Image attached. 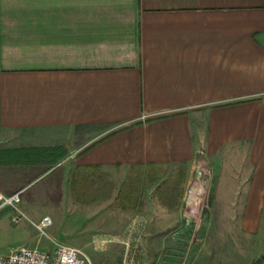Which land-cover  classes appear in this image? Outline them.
Returning a JSON list of instances; mask_svg holds the SVG:
<instances>
[{"label":"crops","instance_id":"obj_1","mask_svg":"<svg viewBox=\"0 0 264 264\" xmlns=\"http://www.w3.org/2000/svg\"><path fill=\"white\" fill-rule=\"evenodd\" d=\"M165 168L214 178L219 233L264 236V0H0V194L135 225L179 209L141 192Z\"/></svg>","mask_w":264,"mask_h":264},{"label":"rangeland","instance_id":"obj_2","mask_svg":"<svg viewBox=\"0 0 264 264\" xmlns=\"http://www.w3.org/2000/svg\"><path fill=\"white\" fill-rule=\"evenodd\" d=\"M175 171L176 169L170 168L161 169L163 177L154 179L155 183L141 178V192L143 186L149 184L173 185L172 187L179 184L181 192L184 191L189 179L183 182L180 172L173 177ZM200 171L208 177L209 203L214 178L204 168ZM195 174L194 170L192 177ZM113 206L114 204L107 210L88 212L91 218L85 217L83 210L68 209V204L63 210L48 211L52 223L46 229V235H39L27 220L16 225L0 224V256L19 246L51 250L57 242L80 249L89 257L91 264H123L124 260L131 261V264H264V236L219 233L223 227L211 222L208 204L194 240L190 238L192 226L181 220L180 205L171 216L162 218L148 215L147 208L142 206L135 225L130 218L121 213L119 215V211ZM29 219L34 223L40 220ZM174 230L180 231L176 240L169 236ZM129 233L133 235L134 241L128 243L135 252L131 250V253L129 249L127 259L124 256L126 244L121 240Z\"/></svg>","mask_w":264,"mask_h":264},{"label":"built area","instance_id":"obj_3","mask_svg":"<svg viewBox=\"0 0 264 264\" xmlns=\"http://www.w3.org/2000/svg\"><path fill=\"white\" fill-rule=\"evenodd\" d=\"M209 181L207 175L202 171H197L185 185L181 202L180 216L183 223L190 224V238H197V232L204 210L208 204ZM19 193L10 196L0 194V209L9 208L11 210L10 221L12 224H19L23 220L29 221L39 235H46V229L51 225V218L42 217L38 222L31 221L19 207ZM180 235L179 230H174L169 234L170 239L176 240ZM128 248L126 245L124 256L128 259ZM130 261V260H129ZM0 264H91L89 257L80 249L62 243H54L51 250L40 249L38 247L19 246L10 249L4 256L0 257ZM123 264H131L123 261Z\"/></svg>","mask_w":264,"mask_h":264}]
</instances>
